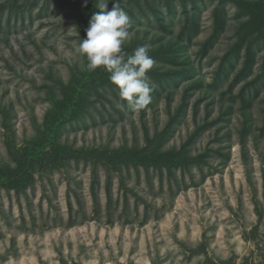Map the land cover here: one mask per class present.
Returning <instances> with one entry per match:
<instances>
[{
	"label": "rangeland",
	"instance_id": "obj_1",
	"mask_svg": "<svg viewBox=\"0 0 264 264\" xmlns=\"http://www.w3.org/2000/svg\"><path fill=\"white\" fill-rule=\"evenodd\" d=\"M99 2L0 0V264H264V0H104L140 110L76 51Z\"/></svg>",
	"mask_w": 264,
	"mask_h": 264
},
{
	"label": "clouds",
	"instance_id": "obj_2",
	"mask_svg": "<svg viewBox=\"0 0 264 264\" xmlns=\"http://www.w3.org/2000/svg\"><path fill=\"white\" fill-rule=\"evenodd\" d=\"M99 11L89 20L86 35L76 51L87 58V68L95 70L104 66L110 74V82L118 88L119 95L133 110H140L150 104L152 86L146 78L155 61L149 56L150 45L136 48L127 56L122 45L129 36L130 19L116 4L106 11L107 3L100 0Z\"/></svg>",
	"mask_w": 264,
	"mask_h": 264
}]
</instances>
